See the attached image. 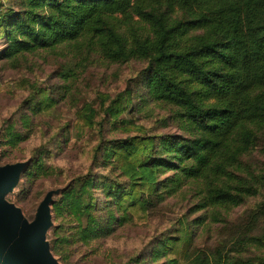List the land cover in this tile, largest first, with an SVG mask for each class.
Listing matches in <instances>:
<instances>
[{
	"label": "rangeland",
	"instance_id": "obj_1",
	"mask_svg": "<svg viewBox=\"0 0 264 264\" xmlns=\"http://www.w3.org/2000/svg\"><path fill=\"white\" fill-rule=\"evenodd\" d=\"M122 17L111 20L119 32L147 34L138 17ZM8 45L0 39V165L27 167L7 199L33 220L47 192L59 191L48 239L62 264H189L188 254L203 251L264 256V131L235 169L256 193L239 205L208 204L200 180L146 167L173 156L165 139L194 135L178 107L149 94L147 60L112 62L89 37L4 55ZM70 189L95 206L91 236L82 233L88 219L79 222L63 203Z\"/></svg>",
	"mask_w": 264,
	"mask_h": 264
},
{
	"label": "trees",
	"instance_id": "obj_2",
	"mask_svg": "<svg viewBox=\"0 0 264 264\" xmlns=\"http://www.w3.org/2000/svg\"><path fill=\"white\" fill-rule=\"evenodd\" d=\"M15 2L19 11L0 4V39L9 42L4 55L89 37L112 62L148 61L149 94L178 107L194 135L165 139L173 158L157 157L147 169L175 167L178 182L200 180L211 205H239L256 193L235 169L264 131V0ZM115 15L126 24L138 17L149 26L147 34L119 32L111 22ZM236 178L238 185H231ZM65 201L72 203L79 222L88 219L82 233L91 236L97 225L93 202L71 189ZM187 257L189 264H264V256L220 251Z\"/></svg>",
	"mask_w": 264,
	"mask_h": 264
},
{
	"label": "water",
	"instance_id": "obj_3",
	"mask_svg": "<svg viewBox=\"0 0 264 264\" xmlns=\"http://www.w3.org/2000/svg\"><path fill=\"white\" fill-rule=\"evenodd\" d=\"M26 167L27 162L0 165V264H62L48 239L53 197L59 191L47 192L33 220L7 199Z\"/></svg>",
	"mask_w": 264,
	"mask_h": 264
}]
</instances>
